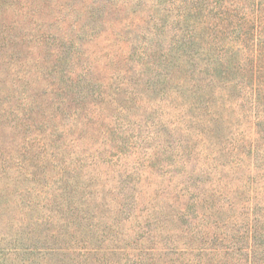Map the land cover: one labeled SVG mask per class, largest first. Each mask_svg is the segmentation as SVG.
<instances>
[{"label": "rangeland", "instance_id": "374dc122", "mask_svg": "<svg viewBox=\"0 0 264 264\" xmlns=\"http://www.w3.org/2000/svg\"><path fill=\"white\" fill-rule=\"evenodd\" d=\"M226 1L188 0L176 6L173 0H0V264H38L39 248L46 245L41 223L46 215H56L48 208H52L58 191L54 165L44 164V152H16L22 136L7 125L10 123L8 108L17 106L14 101L7 102L14 73L24 74L27 79L26 84L21 85L26 96L30 97L32 91H36L41 97L56 90L58 82L67 79L65 75L72 79L87 66L103 67L107 63L108 72L100 73L98 82L91 85L100 100L89 97L87 88L82 89L88 95L86 101L91 102V105L86 103V113L96 120L99 116L105 118L106 124L116 125L117 132L114 140L105 136L106 143L92 136L81 149L88 154L94 149L107 152V155L115 156L112 162L118 159L119 164H123L122 169L133 168V173L124 184L117 186L115 192L108 191L105 195L111 208L117 201H124L123 213L112 214L103 209L95 212V215L102 212L103 220L120 218L115 236L102 235L101 248L114 240L124 243L121 247L130 249L138 246L144 249L182 247L183 240L175 238V233L182 231L176 227L183 230L186 225L182 222L166 225L170 230L162 238L161 223L155 222L158 216L149 211L159 210L158 207L169 199L176 198L179 201L175 205L188 201L190 217L195 218L193 202L197 194L209 193L224 184L231 190L248 180L244 171L234 174L229 170L237 158L230 155L236 152L232 145L238 140L247 142L252 133L244 93L228 98L225 108L219 110L220 120L212 135L209 133L207 137V133L197 127L188 143L182 126L184 112L191 114V102L186 91L175 85L180 78L193 77L199 70L203 71L208 58L221 56L215 54V43L223 49L230 39L236 43L250 32L251 24H247L240 12L233 17L228 15L224 20L217 16L222 9H216L215 3L221 6ZM230 1L241 4L240 0ZM193 7L196 11L188 12ZM178 15L186 21H177ZM188 34H199V39L210 41V52L200 56L205 45L192 44L187 53L185 39ZM175 38H179L180 43L173 51H167ZM106 44L111 46L106 49ZM105 51L110 53L108 59ZM144 52L149 54L147 59H142ZM194 79L198 80L199 76ZM99 83L120 88L125 100L119 98L117 101L123 108L121 112L113 109L115 103L103 111V101L108 98H105L104 88L97 85ZM30 99L34 103L35 99ZM231 103L237 104L234 109ZM27 110L23 112V127L27 123L35 127V120H29ZM30 129L34 137V128ZM116 144H122L123 149H117ZM217 152L224 154L218 164L209 157ZM47 153L51 158L54 155V152ZM153 154H160V160L152 166L155 161H148L147 157ZM184 154L186 157L182 160L186 164L183 167L171 164L176 155L175 159H181ZM242 154L248 163V152ZM137 158L140 160L136 161ZM107 160V157L102 159L101 172H108L107 177H116L113 171L119 166L108 164ZM135 162H139V166ZM209 162V166H205L208 173H204L202 163ZM100 180L105 184L103 175ZM108 185L111 183L107 182L105 187ZM242 200L246 199L239 198L241 203ZM237 218L240 219L239 215Z\"/></svg>", "mask_w": 264, "mask_h": 264}, {"label": "trees", "instance_id": "16d2710c", "mask_svg": "<svg viewBox=\"0 0 264 264\" xmlns=\"http://www.w3.org/2000/svg\"><path fill=\"white\" fill-rule=\"evenodd\" d=\"M182 2H188V0H173L176 6ZM240 3L235 4L228 0L221 6L215 3V6L216 9H222L217 13L222 20L227 19L228 15L235 16L237 12L243 14V19L247 24H251L250 32L243 36L245 39H240L236 43H232L233 39H230L227 45H223V49L215 43L213 47L217 51L215 54L221 56L208 58L203 65V71L199 70L193 77L186 75L175 85L176 88L186 91L191 102L189 107L191 114L189 111L184 112V127L182 126L188 143L196 132L194 128L200 127L207 133V137L209 133L212 135L217 127L216 123L220 120L219 110L225 108L228 98L232 94L244 93V99L248 104V114L252 121V133L247 142L238 140L232 145V150L236 152L230 155L237 158L233 160L229 170L234 174L244 171L248 175V180L231 190H228V184H224L222 188L217 187L209 193L203 191L197 194L193 202L195 218L190 217L189 213L192 212L188 201L175 205L179 201H176V198L169 199L165 204L162 202L164 205L158 207L159 210L153 208L149 211L150 214L155 213L158 216L155 222L161 223L162 238L163 234L170 230L166 228V225H178L181 222L186 225L183 230L179 226L176 227L182 231L175 233V238L183 240L182 247L173 245L167 248L159 247L157 250L138 246L130 249L121 247L120 245L124 243L115 240L105 247H100L104 240L103 234H109V237L112 234L116 235L115 230L120 226V218H114L112 223L109 218L103 220V216H100L102 212L98 215H95V212L103 209L102 211L107 213H123L125 202L117 201L111 208L110 202L106 203L105 195L108 191L115 192L117 186L124 184L125 179L133 173V168L122 169L123 164H119L118 159L112 162L115 156L107 155V152L94 149L91 154H88L81 149L83 144H88V138L92 136L100 138L101 143L102 141L106 143L107 140L104 137H113L112 140H114L117 132L116 125L106 124L105 118L100 119L99 116L96 120L94 116L86 113V103L91 105V102L86 101L88 95L82 89L87 88L89 97L100 100L96 96L97 90H93L91 85L94 81L98 82L100 73L108 72L107 63L103 67L87 66L72 79L65 75L67 79H61L56 90H51L47 92L48 94L44 93L41 97L36 91H32L30 97H33L34 103L37 104H34L21 88V85L27 82L24 74L12 75L11 93L7 95V102L14 101L17 106L8 108L10 112H7L9 114L7 118L10 117V123L7 122V125L13 132L20 133L22 136V142L16 152H44V164L54 165L53 171L56 174L54 182L59 191H56L54 195V208L53 206L48 208L56 215H46L41 223L43 234L46 235L44 238L46 245L39 248L38 264H264V128L262 127L264 126V0H249L248 3L240 0ZM193 9L194 7L188 12L196 11ZM183 15L185 16L184 13ZM177 19V21H186L179 15ZM198 35L186 36L185 42L188 44L186 51L188 53L189 48L194 45L204 44L205 47H202L200 51L203 53L199 54L204 56L210 52L211 42L204 38L199 39ZM179 43V38L173 39L167 51H173ZM107 46L111 44H106V49ZM104 54L108 59L109 51H105ZM143 55L142 59L149 57L147 52ZM181 60L184 59L181 58ZM141 64L144 65V62L141 61ZM197 76L199 79L195 80ZM232 77H234L233 80H231ZM97 85L107 92L105 98L108 99L103 101V111L108 110L111 108L110 105L115 103L113 109L121 112L123 108L117 104L123 94L120 93V88H111L106 83ZM122 101L125 100L122 99ZM230 105L233 108L237 104ZM26 108H28L29 120L31 122L35 120L33 121L35 127L30 123L23 127L22 121ZM29 128H34V135L36 134L34 137L37 139H33ZM115 147L123 149L122 144H116ZM47 152H54L52 158ZM242 152H248V163L245 162ZM103 156L108 158V164L119 166L113 171L116 172V177L110 178L107 177L108 172H101ZM223 156L224 154L217 152L209 157L213 159V163L218 164L219 158ZM175 157L171 164L174 163L173 165L179 168L186 164V161L182 160L186 154L181 159H175ZM137 160L140 159L137 158ZM147 160H154L155 162L151 164L156 165L160 160V154L148 155ZM135 163L139 166V162ZM209 164L210 162L202 163L204 173H208L205 166ZM105 166L109 168L108 165ZM189 174L192 175L190 172ZM102 175L105 179L104 183L110 182L111 185L105 187L100 180ZM229 192H232V195ZM225 193H228V196ZM207 195L209 198L205 199ZM241 197L246 199L242 200V203L239 201ZM72 203L74 209H72ZM244 218L246 220L243 222ZM122 224L124 225V222ZM159 228L157 224V229ZM126 238L124 236L125 241ZM175 241L178 243L177 239ZM13 251L16 252L17 249ZM132 251L137 252L135 254ZM15 255L18 256L16 253Z\"/></svg>", "mask_w": 264, "mask_h": 264}]
</instances>
